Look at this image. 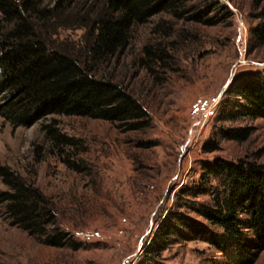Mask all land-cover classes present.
<instances>
[{"label":"rangeland","instance_id":"1","mask_svg":"<svg viewBox=\"0 0 264 264\" xmlns=\"http://www.w3.org/2000/svg\"><path fill=\"white\" fill-rule=\"evenodd\" d=\"M34 1L44 7L58 0ZM188 6L189 14L207 12L211 23L157 14L135 28L130 46L100 73L141 99L151 118L148 128L123 131L108 120L77 115H48L27 126L0 117V165L39 186L52 200L60 228L78 244L43 243L12 224L0 204V264H152L145 261L146 246L177 205L175 192L200 182L202 161L244 158L264 164V118L219 120L232 81L264 69V36L257 34L264 24V0H189ZM2 18L0 12V32L10 26ZM163 20L174 26L171 35L152 31ZM83 33L60 29L57 42L72 45ZM159 39L168 56L151 59L144 46L155 48ZM218 93L217 116L194 125V100ZM48 126L74 144L56 146ZM232 127H251L252 133L244 141L223 138L221 129ZM215 144L217 149L206 151ZM8 189L0 177V192ZM197 200L211 202L212 197ZM175 240L160 264L226 260L208 242ZM253 264H264V250Z\"/></svg>","mask_w":264,"mask_h":264},{"label":"trees","instance_id":"2","mask_svg":"<svg viewBox=\"0 0 264 264\" xmlns=\"http://www.w3.org/2000/svg\"><path fill=\"white\" fill-rule=\"evenodd\" d=\"M188 1L58 0L42 7L34 0H0L2 21L10 25L0 32V117L27 126L48 115H77L108 120L123 131L148 128L151 118L141 99L100 73L130 46L135 28L157 14L211 23L205 11L189 14ZM74 28L84 30L80 39L72 45L57 42L60 29ZM173 28L163 20L152 31L171 35ZM259 29L258 36H264V24ZM158 41L155 48L145 45L144 53L163 60L168 47ZM226 95L219 120L264 118V69L234 79ZM48 128V138L56 146L74 144L70 136ZM220 133L225 139L244 141L252 129L222 128ZM215 149L216 144L206 151ZM201 165L200 182L175 192L177 205L146 246L145 261L160 264L158 259L170 244L182 239L217 247L226 258L219 264H253L264 250V164L219 157ZM69 166L77 165L69 162ZM0 177L9 188L0 192V204L12 224L45 244L77 248L60 228L52 200L34 181L4 165ZM207 194L211 202L197 200Z\"/></svg>","mask_w":264,"mask_h":264},{"label":"built area","instance_id":"3","mask_svg":"<svg viewBox=\"0 0 264 264\" xmlns=\"http://www.w3.org/2000/svg\"><path fill=\"white\" fill-rule=\"evenodd\" d=\"M221 97L222 93H218L216 95L198 97L194 100L190 108V116L194 125L204 124L217 116Z\"/></svg>","mask_w":264,"mask_h":264}]
</instances>
